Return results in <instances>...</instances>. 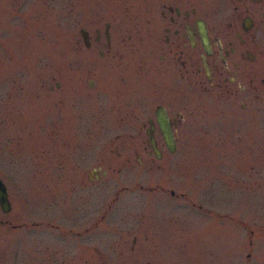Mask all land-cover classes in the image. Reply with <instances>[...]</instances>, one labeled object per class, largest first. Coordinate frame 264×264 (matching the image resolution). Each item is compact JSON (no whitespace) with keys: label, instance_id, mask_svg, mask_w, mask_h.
I'll list each match as a JSON object with an SVG mask.
<instances>
[{"label":"rangeland","instance_id":"rangeland-1","mask_svg":"<svg viewBox=\"0 0 264 264\" xmlns=\"http://www.w3.org/2000/svg\"><path fill=\"white\" fill-rule=\"evenodd\" d=\"M87 1L0 0V25L4 17V29L22 31L20 39L12 30L0 35V177L16 179L23 194L34 188L37 199H48L61 178L64 204L57 214L66 215L75 198L80 218L91 213L95 226L75 237L96 246L80 244V264H264L262 132L221 142L219 118L211 112L212 136L182 132L180 147L166 154L163 163L176 164L171 176L140 164L138 155L147 158L140 123L155 103L150 84L136 99L141 77L129 48L111 69L120 71L117 80L107 77L111 58L101 57L98 46L76 49ZM225 122L232 135L235 122ZM252 134L260 147H247H255ZM98 167L106 173L90 182L88 173L94 177ZM158 176L170 177L192 200L139 187ZM75 183L80 190L73 196ZM141 231L155 246L145 243L152 255L117 247L115 241L130 244L134 235L142 240Z\"/></svg>","mask_w":264,"mask_h":264},{"label":"flooded vegetation","instance_id":"flooded-vegetation-1","mask_svg":"<svg viewBox=\"0 0 264 264\" xmlns=\"http://www.w3.org/2000/svg\"><path fill=\"white\" fill-rule=\"evenodd\" d=\"M85 4L86 23L76 29V49L98 46L101 57L111 58L107 77L117 80L120 71L111 69L121 65L129 48L136 53L141 77L135 98L145 97L150 84L155 103L140 123L139 132L144 137L140 146L147 155H138L140 164L171 176L176 164L163 163L166 154L180 147L182 132L187 138L212 136L207 119L208 113L215 111L219 118L216 135L221 142L226 137L241 142L243 136L249 137L255 130L264 136V0H88ZM1 11L5 12L4 7ZM11 11L12 6L8 14ZM79 15L74 17L77 23L83 19ZM1 18L0 35L8 30L4 29L5 18ZM10 30L20 39L22 31ZM160 119L165 120L164 124ZM229 119L235 122L232 135L226 129L225 121ZM165 136L172 137V149ZM252 137L255 147H247H260L256 144L260 138L254 134ZM94 171V177L88 173L90 182L106 173L100 167ZM169 178L158 176L147 188L139 187L192 200L189 193L168 182ZM0 179L8 199L7 209L0 202V264H80V244L83 249L95 250L91 241L75 239L95 227L89 221L91 213L85 220L80 218L77 201L72 198L69 214H57L64 204L61 178H57L58 186L48 199H37L40 194L34 188L21 193L19 187H14L16 179L12 183ZM75 185L73 196L80 190L78 183ZM45 188L52 190L49 184ZM83 220L89 222L80 228ZM141 232L142 240L134 235L130 244L115 241L117 247L127 254L138 248L141 254L152 255V247L145 243L155 246L146 239V231Z\"/></svg>","mask_w":264,"mask_h":264},{"label":"water","instance_id":"water-1","mask_svg":"<svg viewBox=\"0 0 264 264\" xmlns=\"http://www.w3.org/2000/svg\"><path fill=\"white\" fill-rule=\"evenodd\" d=\"M57 85V84H56ZM161 124H164L165 120L164 119H160ZM166 141L169 145H171V149L173 147V141H172V137L170 136H165ZM0 202L2 204L3 207H5L7 209V203H8V199H7V193H6V188L4 183L1 181L0 179Z\"/></svg>","mask_w":264,"mask_h":264}]
</instances>
